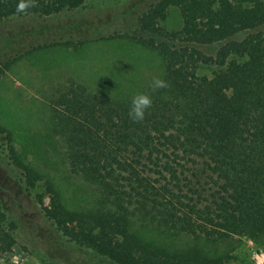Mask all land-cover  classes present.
<instances>
[{"label": "trees", "instance_id": "1", "mask_svg": "<svg viewBox=\"0 0 264 264\" xmlns=\"http://www.w3.org/2000/svg\"><path fill=\"white\" fill-rule=\"evenodd\" d=\"M85 1L30 0L20 12V0H0V86L20 63L43 66L47 56L87 67L92 45H125L135 64L147 58L141 77L102 81L90 72L91 83H60L44 132L0 108L9 160L29 190L44 189L45 216L70 243L115 264H231L235 237L264 246V0H147L139 35L29 49L20 46L26 27L4 29L12 18H52ZM171 8L182 16L179 31L163 26ZM208 67L216 71L202 74ZM153 78L168 87L152 91ZM139 92L152 105L133 122L129 100ZM15 229L0 209L1 252L16 248Z\"/></svg>", "mask_w": 264, "mask_h": 264}, {"label": "rangeland", "instance_id": "2", "mask_svg": "<svg viewBox=\"0 0 264 264\" xmlns=\"http://www.w3.org/2000/svg\"><path fill=\"white\" fill-rule=\"evenodd\" d=\"M146 1L86 0L81 8L52 18H12L4 29H28L30 33H24L25 37L20 44L23 49L62 39L78 42L126 33L139 35L138 17L148 9L150 3L158 0H151L148 4ZM53 26L57 29L52 30ZM163 26L169 32L182 29L183 19L178 9L171 8L168 11ZM10 49L5 48L3 52L9 55ZM201 49L209 55H214L217 50L216 47ZM86 56L87 67L75 59L69 62V58L59 54L56 58L44 57L40 62L43 66L20 63L2 79L0 108L16 115L27 129L41 133L47 128L48 113L45 109L50 104V95L60 83L70 78H76L80 83L82 79L91 83L93 78L90 72L102 81L106 77L113 80L117 75L132 79L143 76L142 70L147 68V58L142 59L141 64H135L136 57L128 52L125 45H92ZM45 68L48 69L46 74L43 73ZM215 71L216 68L208 67L202 70V74L210 75ZM43 194V188H27L20 171L11 164L7 143L0 135V209L6 213L8 221L15 225L13 236L17 244L12 253L0 251V264H115L95 251L70 243L64 238L45 216L44 206L50 205V199L43 197ZM235 242L231 264H264V246L245 237H235Z\"/></svg>", "mask_w": 264, "mask_h": 264}, {"label": "clouds", "instance_id": "3", "mask_svg": "<svg viewBox=\"0 0 264 264\" xmlns=\"http://www.w3.org/2000/svg\"><path fill=\"white\" fill-rule=\"evenodd\" d=\"M30 7H32V3L30 2V0H20L19 4L17 5V10L20 12H24ZM149 86L152 91L168 87L167 83L160 78H153ZM129 104V118L133 122H139L144 119L146 111L151 107L152 98L147 93L139 92L130 97Z\"/></svg>", "mask_w": 264, "mask_h": 264}]
</instances>
